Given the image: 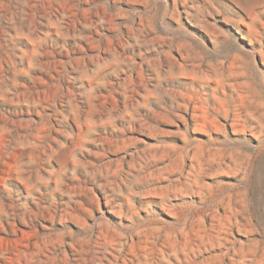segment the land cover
<instances>
[{
  "label": "rangeland",
  "instance_id": "obj_1",
  "mask_svg": "<svg viewBox=\"0 0 264 264\" xmlns=\"http://www.w3.org/2000/svg\"><path fill=\"white\" fill-rule=\"evenodd\" d=\"M0 264H264V0H0Z\"/></svg>",
  "mask_w": 264,
  "mask_h": 264
}]
</instances>
